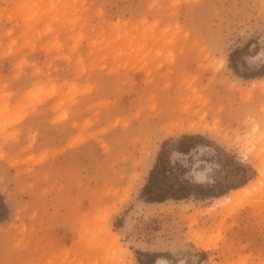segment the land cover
Wrapping results in <instances>:
<instances>
[{"label": "rangeland", "instance_id": "obj_1", "mask_svg": "<svg viewBox=\"0 0 264 264\" xmlns=\"http://www.w3.org/2000/svg\"><path fill=\"white\" fill-rule=\"evenodd\" d=\"M262 57L264 0H0V264H264Z\"/></svg>", "mask_w": 264, "mask_h": 264}, {"label": "trees", "instance_id": "obj_2", "mask_svg": "<svg viewBox=\"0 0 264 264\" xmlns=\"http://www.w3.org/2000/svg\"><path fill=\"white\" fill-rule=\"evenodd\" d=\"M257 75L260 74H254L252 77ZM203 141L202 136L185 135L177 141L173 150L179 155L189 156L203 144ZM165 145L166 143L158 155L156 165L151 171L147 185L144 188L143 197L146 201L160 204L167 201H186L193 197H197L199 200L216 197L214 194H211L210 190L204 192V187L201 185L181 178L184 177L183 172H186V170H182V166L179 163H172L170 160L171 154L167 153ZM176 168L182 170L181 177L174 173ZM173 178L174 183L169 184ZM3 207L5 206L3 205ZM146 256L151 263L156 262V255L147 254ZM139 263L142 264L140 260Z\"/></svg>", "mask_w": 264, "mask_h": 264}, {"label": "snow or ice", "instance_id": "obj_3", "mask_svg": "<svg viewBox=\"0 0 264 264\" xmlns=\"http://www.w3.org/2000/svg\"><path fill=\"white\" fill-rule=\"evenodd\" d=\"M219 55V53H217ZM262 61H264V57H262ZM261 70L264 72V62L261 64ZM262 100H264V96H262ZM249 122L253 124L252 131L259 133V141L262 145L261 147V155H264V106H262L259 110V113L256 117L249 116ZM243 159L248 160L250 158L244 157ZM253 175L255 173L253 172ZM251 177H249L250 179ZM243 184H247V180L243 182ZM243 184L241 187H243ZM245 191H248L249 193L254 191H262L264 192V182L260 184L258 188H253L251 184L247 185V188ZM106 223H110L111 221L106 217L105 218ZM215 239V238H214ZM130 253L127 250H121L120 257L118 259H113L108 262V264H133V262L130 260Z\"/></svg>", "mask_w": 264, "mask_h": 264}, {"label": "bare ground", "instance_id": "obj_4", "mask_svg": "<svg viewBox=\"0 0 264 264\" xmlns=\"http://www.w3.org/2000/svg\"><path fill=\"white\" fill-rule=\"evenodd\" d=\"M256 85V84H255ZM190 130H192V129H190ZM247 188V187H246ZM246 188H244V189H242L241 191L240 190H237L235 193H233L232 195H230V197H228L227 196V198H220L217 202L221 205V203L223 202V201H225V200H227V201H225V202H228V199L230 198V201H233L234 203L236 202L235 200H236V198H235V196L236 195H240V194H243V192H247V191H245V189ZM235 198V199H234ZM222 206V205H221ZM235 208H233V210H234ZM230 210H232V208H230ZM157 264H164L163 263V261H160L159 263H157Z\"/></svg>", "mask_w": 264, "mask_h": 264}]
</instances>
